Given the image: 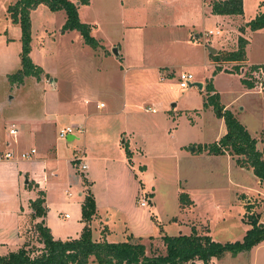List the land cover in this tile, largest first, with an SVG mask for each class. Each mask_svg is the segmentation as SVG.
I'll list each match as a JSON object with an SVG mask.
<instances>
[{"label":"rangeland","instance_id":"obj_1","mask_svg":"<svg viewBox=\"0 0 264 264\" xmlns=\"http://www.w3.org/2000/svg\"><path fill=\"white\" fill-rule=\"evenodd\" d=\"M15 1L0 0V156L15 147L8 134V124L13 118L49 114L66 119L63 126L75 123L83 126L82 132L75 131L72 141L62 140L69 147V156H82L81 162L63 161L57 166L54 179L61 182L69 173L70 184H64L62 192L56 190L58 205L51 202L49 206L46 201L44 216L30 215L33 221L45 223L48 217L61 227L62 234L57 232L58 235H67L68 223L73 220L82 223L81 204L88 193L94 200L95 213L98 210L103 222L108 224L110 239L116 243L136 240L146 246L148 256L164 252L161 236L188 235L192 226H208L213 239L221 244L241 241L245 234L240 220L242 203L252 206L249 213L245 211L243 222L253 213L260 215V222L264 223V192L253 174L236 169L231 175L224 159L198 156L199 144L201 147L212 144L220 131V119L212 107L204 106L210 84L220 104L231 110L251 134L261 135L263 144L259 148L264 150V79L259 94L256 90H244L236 75L227 73L233 72V67L224 65L221 68L227 72L213 75L214 61L209 51V48H231L227 44L221 47L224 34L235 45L242 22L250 21L258 3L264 0H242L240 21L234 18L227 22L230 28L224 29L218 26L220 18L210 14L206 3L210 4L211 0H89L88 5L70 0L78 5L82 23L98 25L92 33L99 43L97 49L82 43L77 31L60 36V24L66 20L64 11L52 12L39 5L30 12L29 58L42 69V74L39 79L26 77L22 84L11 85L8 76L21 68L18 55L21 42L16 38L20 28L11 24L6 15L7 7ZM216 27L221 29L219 36L204 35ZM70 32L73 33L69 35ZM248 32L249 58L262 63L264 70V29ZM104 48L111 53L109 58L103 57L107 52ZM115 49L122 58L113 54ZM181 72L193 76L190 84L202 87L180 89ZM161 74L165 76L163 81L159 79ZM124 86L131 90L128 96L133 101L123 106ZM85 101L91 104L86 105ZM71 103L84 106L83 110L95 115L67 121L66 117L72 115ZM95 103H103L105 107L96 109ZM124 111L131 119L126 129L135 134L123 129ZM120 130L126 131L121 138L117 136ZM127 135L130 142L126 137V143L121 145ZM116 142L124 154L126 149L133 153L135 183L130 187ZM181 145L182 150L178 148ZM193 148L195 154L189 152ZM91 156L96 159L90 161ZM81 164L88 169L81 170ZM37 174L45 179L39 169ZM4 176L7 175L0 172V179ZM27 182L32 183L31 187ZM34 189L35 184L23 172L18 194L24 212L18 220L17 233L21 242L30 241L35 248L34 228L27 229L30 219L26 218L27 196ZM249 190H256L250 202L241 197H245L242 192ZM9 191H12L10 187L0 183V210L4 208L3 195L7 196ZM188 191L198 200V208L192 211L189 206L181 208L179 204V194ZM62 193L65 198L60 197ZM142 198L146 199V207L139 205ZM119 204L123 205L122 210L116 209ZM96 224H92L94 235ZM202 229L199 234L204 233ZM20 246L11 243L0 246V255ZM212 264H264V241L236 257L225 253Z\"/></svg>","mask_w":264,"mask_h":264},{"label":"trees","instance_id":"obj_2","mask_svg":"<svg viewBox=\"0 0 264 264\" xmlns=\"http://www.w3.org/2000/svg\"><path fill=\"white\" fill-rule=\"evenodd\" d=\"M80 5H88L89 0H78ZM39 5L46 6L50 11H64L65 23L60 28V33L77 31L83 43L92 49L99 47L98 41L92 36V27L82 23L79 19L78 5L70 0H16L7 7L8 18L11 23L20 28L21 51L19 53L21 68L17 73L9 75L11 85L22 84L26 77L39 79L42 69L32 63L29 58L31 43L30 12ZM211 13L213 15L236 16L242 15V0H211ZM250 31L264 29V13L257 14L254 19L245 24ZM244 31V28H241ZM247 40L238 38L237 49L231 52L220 51L212 55L214 64H234L233 72L240 73V64L246 62L245 47ZM255 66H250L249 72L255 71ZM222 71L220 66L215 67L213 75ZM225 71V70H224ZM227 72V71H225ZM227 72V73H233ZM171 76V75H169ZM255 80L241 79V83L248 89L255 86ZM208 97L205 107H212L215 116L223 120L225 134L216 142L200 147L212 156L228 154L235 157L236 164L245 170L251 171L253 176L264 186V161L263 153L257 147V141L251 137L247 129L238 121L232 112L226 110L219 102V96L214 91L213 85L208 86ZM126 158L130 164L131 153L125 150ZM73 163H77L73 161ZM32 185V183H31ZM28 183V187H31ZM44 193L38 192V198L30 203L32 216L43 217ZM181 208L192 203L187 194H179ZM252 206L246 205L249 213ZM246 212V213H247ZM95 215V203L90 194L85 195L81 204V219L83 228L79 237L68 240H55L49 229L44 224H35V248L32 242L24 244L16 251L0 255V264H88L90 259L96 264H212L214 259H220L225 253L236 257L243 252H250L264 241V223L260 222V215L250 214L246 224L249 229L241 241L221 244L212 240L208 235L199 234L192 228L189 235L161 236L159 239L164 247L162 254L147 255L146 246L138 241L128 239L120 243L94 241L90 222ZM32 243V244H31Z\"/></svg>","mask_w":264,"mask_h":264},{"label":"crops","instance_id":"obj_3","mask_svg":"<svg viewBox=\"0 0 264 264\" xmlns=\"http://www.w3.org/2000/svg\"><path fill=\"white\" fill-rule=\"evenodd\" d=\"M222 1H226V0H222ZM89 4H90V2H89ZM206 4L208 5V7H210V14L213 15L211 13L210 4H208V3H206ZM257 7H258V9H257V12L255 13V16L259 13H264V2H262V1L259 2ZM242 9H243V3H242ZM6 15L8 18L7 9H6ZM214 16L220 18V22H219L218 26L221 29L222 28L224 29V27L230 28V25L227 23L228 21H230L234 18H238V21H240L239 18L241 15H236V16L214 15ZM254 17L252 19H254ZM9 21H10V19H9ZM248 22L249 21L242 22L243 24L241 26H242V28H244V31H243V33L241 30H240L241 32H239V34H240L239 37H243L244 39L247 40V45L245 47L246 62L243 64V66H244L243 69L250 67V66H255L256 68L262 69V63L252 61L248 55L249 44H250L249 37H248V33H249L248 30L249 29L245 27V24ZM10 23H11V21H10ZM62 24L63 23H61L60 26H62ZM89 25H91V27H92V32H91V34H92L94 31V28L98 27V25L92 24V23H90ZM241 26H239V27L241 28ZM216 28L218 29V27H216ZM95 31H96V29H95ZM72 33L73 32H70L69 35ZM61 35H65V34L60 33V36ZM66 35H68V34H66ZM16 38H18L20 40V32H17ZM228 39L230 40V38L224 34V38L222 40L221 47H223L227 44L228 46H231V48H229V49L221 48L220 50L215 49L216 50L215 54H217L220 51L231 52V51H234L237 49V43H235V45H234L232 42H229ZM80 40H82L81 36H80ZM82 43H83V40H82ZM103 50H106V49L104 48ZM20 51H21V46H20ZM20 51H19V53H20ZM110 54L111 53L109 51H107L105 54L103 53V57L105 59L109 58ZM116 57H119V58L123 57V56H121L120 51H118V55ZM224 65L233 67L234 64H220V65L213 64L212 66L215 68L217 66L223 67ZM137 69H139V68H137ZM243 69H241L240 75L236 74V73H231V74L236 75L239 82L241 81V79H242L241 76H243V73H244ZM133 70H135V69H133ZM127 71H129V70L127 69ZM222 71L225 72L223 68H222ZM168 73H169V75L173 76L172 72H168ZM218 73H216V74H218ZM164 78H165V76L162 74L159 76L160 81H163ZM242 87L244 88V90H247L248 92H254L256 90V92L260 94V91H261V88H259L258 86H254L252 89H248L242 84ZM128 92H131V90H129V88L126 89L124 86L123 87V94L121 97V101H122L123 106L126 105V102L133 101V98L128 96L129 95ZM90 100L92 101V97H90L89 101ZM85 104L89 105V104H91V102L88 103V101H85ZM95 104H96L95 105L96 109H102L105 107V105L103 103H95ZM99 104H103V107L100 108ZM83 107L84 106L78 107L77 104L71 103L72 115H68L66 117V118H68L67 121H72V120H76V119L82 120V118L90 119L88 117H91L92 114L95 115V113H89L86 110H83ZM223 107H225V109H226V106H223ZM226 110H229V109H226ZM229 111L231 112V110H229ZM121 112H122V110H121ZM85 114H87V115H85ZM234 116L236 117L235 114H234ZM122 117H123L122 120H123V124H124L123 129L128 130V133L135 134L133 130L126 129V128H128L127 125H129V121L131 120L130 116L124 111L122 113ZM236 118L238 119V117H236ZM64 120L66 121V119H64L61 116H51L49 114H44L43 117L37 116V117H33V118H30V117H18L15 119L13 118L12 122L8 124V134H9V130L12 128V126H14L17 133L15 135V138H13L11 136L13 138V143L15 144L14 149L9 150L7 152H11L14 156H17V154H20V152L21 153L22 152H29L31 149H34L36 153L30 160H25L27 164H23V160H20V159H13V160H1L0 159V172H2L4 175H7V176H4L0 179V183H3L4 185L6 184V186L10 187L12 190L11 192L9 191V193H7V196L2 194L4 196L3 200H2L4 203L3 204L4 208H2L0 210V246L9 245L10 243L12 245L13 244H17V245L21 244V246H22L25 242V241L21 242L19 235L17 233V230H18L19 225H20V224H18V220L20 217L23 216L22 213L24 212L23 205L21 204L22 199H21V196L18 194L19 189H20V184L22 181L23 172L26 173V176H29V178H31V182H33L35 184V189H34L33 193L31 192L27 196V200L29 202L28 203L29 211H28V214H26V218L28 219V217H29V219H30V221H29L30 223H29L27 229L29 230L35 224L42 222L44 224V226L49 228L50 234L52 235L53 239H55V240L75 239V238L79 237V235L81 234V231L83 228V223H81V222L79 223V220H73L70 223H68L66 225L67 233H65L67 235L60 236V235H58L57 232H61V227L56 226L54 222H52L50 219H48V217H46L45 223H44V220L37 222V221H33L31 219L33 211L30 207V202H32L38 198V192L39 191H42L45 195L44 196V199H45L44 205H45L46 201L49 204V206L51 205V202L55 205H58L56 203H57V200H59V198H58V194L55 193L56 190L60 189V191L62 192L61 188L64 186V184L65 185L70 184V180L72 179L69 173L61 182L54 179L57 177L55 172L57 171L58 164L60 165V163H62L63 161L64 162L66 161L68 164H69V162L73 163V159H75V157L78 156V155H75V156L73 155L74 156L73 158L71 156H69V147L67 146V144L62 142L61 139L58 138V132L60 129H62L64 127L79 125L82 123H75V124H69V125L67 124V125L63 126L62 122H64ZM223 125H224L223 120L220 119V126H219L220 131L216 135V140L214 142H216L221 136H223L225 134V131H226L225 125L224 126ZM243 126L247 129V127L245 125H243ZM57 127H59V129H58V131H55V129ZM247 131H248V129H247ZM53 133L55 135H52ZM125 133H126V131L121 132V130H120V132H117V136L121 138L122 134H125ZM20 134H22L21 139H16V136H18ZM249 134L251 135L252 138H254L257 141L256 147L260 152L263 153V161H264V150H261L259 148V145L263 144V138H261L260 134L257 135L256 132L253 134H251L249 132ZM48 136H53L55 138L49 139ZM255 136H257L258 138ZM72 137H73V139L75 138L74 136H72ZM126 137H127V141L130 142V140H128V138L130 139V136L127 135V136H125V139H123L121 141V145L126 143ZM67 140H68V138H67ZM72 140H68V141H72ZM10 144H11V142L9 143V141H8L6 143V146L9 147ZM121 145H118V142H116V147L120 152L121 163H122V165H124V168L126 170L125 180L127 181L126 183H128V186L130 187V186L134 185V183H135L134 174H133V170H132V164H133L132 163V155H133V153H132V151H130L131 158H130V164H129L128 159L126 158V155L122 151L123 148L121 147ZM199 145H200V147L202 146L201 144H199ZM178 148H180V150H182L183 146L181 145ZM189 152L192 154H195V152H197V151H196V148H193V150H189ZM198 156L203 157L204 159H207V158H222V159H224V161L226 162L228 173H230L231 175L236 169H238L240 171L245 170L243 168H240L236 164L235 159L232 158L231 156H229L228 154H225L222 156H212V155H209L206 151L202 150L201 152L198 153ZM94 159H96V158L92 157V156L89 157L90 161H93ZM19 163H20V165H19ZM38 169L40 170L41 173H43L42 175L45 177V179H42L37 174ZM42 169H43V172H42ZM245 171L251 173V171H248V170H245ZM53 174H55V175H53ZM28 182H27V184H28ZM62 182H64V183H62ZM256 183H257V185H260L262 191L264 192V186L258 180L256 181ZM255 191L256 190H253V191L249 190V192H242L245 195V197L244 196H241V197H243V200H245V201L247 200L248 202H250L251 201L250 197L253 195V193H255ZM66 194L68 195L69 193L66 192ZM185 194H187L189 200L192 203L188 207L189 211H192L194 208H198L197 196L193 192H189V191ZM246 196H247V198H246ZM60 197L65 198V196H63V193L60 195ZM238 197L239 196L237 194V201L239 203H241L239 201ZM244 205H246V204L242 203V205H240V207H241L240 220L244 224L243 226H245L244 230L246 232L250 227H249V225H247L245 222L242 221L243 215L246 213L245 212L246 210H244L245 208H243ZM96 206H97V204H96ZM122 207H123L122 204L116 205V209H118V210H122L123 209ZM45 208H46V206H45ZM14 219L15 220L17 219L16 222H14L15 221ZM105 219H106V221H109V218H105ZM96 222H97V224H96L97 226H95L94 229L97 230V233H96V235H94V233L92 231V226H93L92 224H94ZM193 222L194 221H192L191 223L193 224ZM201 227H203L202 230L204 231V233H202V234L208 235L212 238V240H214L212 233H211V229L208 226H204V225H202ZM201 227L198 228L196 226H192V228H194L198 233L201 232V230H200ZM90 228H91V232H92V239L94 241H103L104 240L108 243H116L110 239L111 231L108 228L107 222H103V220L101 219V215L99 214L98 210H96L95 215L92 217V220L90 222ZM192 228H191V230H192ZM61 234H62V232H61ZM183 235H187V234H183ZM133 241H136V240H133ZM122 242H124V241H122ZM117 243H120V242H117ZM257 247H255V248H257ZM10 251H16V250H8L5 254H7ZM5 254H3V255H5ZM88 264H96V263L93 261V258H91Z\"/></svg>","mask_w":264,"mask_h":264},{"label":"built area","instance_id":"obj_4","mask_svg":"<svg viewBox=\"0 0 264 264\" xmlns=\"http://www.w3.org/2000/svg\"><path fill=\"white\" fill-rule=\"evenodd\" d=\"M205 36H219L220 35V30H218L217 28H215V31L210 30L209 32L204 34ZM240 72L241 69L244 68L243 64H240ZM234 66V65H233ZM249 68L247 67L245 69H243L244 73L243 76L246 77L247 80H255V86H258L259 88H261L262 86V80L264 79V70L261 68H256L255 71H251L249 72ZM178 80H179V88L180 89H186L188 86H190V83L193 80V76L190 73H186V72H181L178 75ZM99 107L102 108L103 104H99ZM152 112H155L154 110H152ZM75 131L78 132H82L83 131V126L81 124L79 125H74V126H67L64 127L62 129L59 130L58 132V138L61 140L67 139L69 136H75ZM17 131L15 130L14 126H12V128L9 130V135L12 136L13 138H15ZM35 150L31 149L29 152H22L20 154H17V156H14L11 152H6L5 154H3L2 156H0L1 160H13V159H20V160H30L34 155H35ZM82 160V156H76L74 161L75 162H81ZM81 170H86L87 166L85 164H81L80 166ZM139 205L141 207H146L147 203H146V199L142 198L140 199V203Z\"/></svg>","mask_w":264,"mask_h":264},{"label":"water","instance_id":"obj_5","mask_svg":"<svg viewBox=\"0 0 264 264\" xmlns=\"http://www.w3.org/2000/svg\"><path fill=\"white\" fill-rule=\"evenodd\" d=\"M209 51H210V54H212V55H215V53H216V50L215 49H212V48H209ZM113 54H115V56H117L118 55V51H117V49H115V50H113ZM198 86L199 88H201L202 86L201 85H199V84H190V87L191 86ZM73 139V137L72 136H69L68 137V140H72ZM193 150V149H192Z\"/></svg>","mask_w":264,"mask_h":264}]
</instances>
